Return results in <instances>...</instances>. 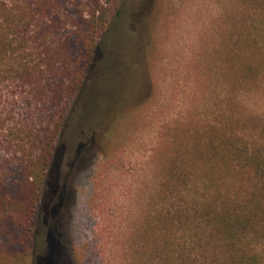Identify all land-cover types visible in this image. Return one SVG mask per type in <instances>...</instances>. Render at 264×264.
I'll list each match as a JSON object with an SVG mask.
<instances>
[{
	"label": "rangeland",
	"instance_id": "rangeland-1",
	"mask_svg": "<svg viewBox=\"0 0 264 264\" xmlns=\"http://www.w3.org/2000/svg\"><path fill=\"white\" fill-rule=\"evenodd\" d=\"M122 2L129 10L126 25L103 48L108 59L99 55L91 66L87 97L73 114L68 77L74 72L63 67L81 63L85 44L75 31L83 35L89 28L95 0L63 1L50 40L51 54L62 55L50 67L29 52L40 66L32 84L0 76V264H34L45 251V227L27 234L17 210L47 173L37 164L39 148L57 124L60 152L46 193L56 205L47 210L58 234L52 263L144 264L151 250L149 210L173 138L217 108L215 101L222 107L230 74L224 59L230 27L242 19V0H116L103 4L109 21ZM40 49L30 44L29 51ZM254 92L246 99L249 109L264 115V89ZM86 110L96 114L87 118ZM80 143L86 144L82 150Z\"/></svg>",
	"mask_w": 264,
	"mask_h": 264
},
{
	"label": "trees",
	"instance_id": "trees-1",
	"mask_svg": "<svg viewBox=\"0 0 264 264\" xmlns=\"http://www.w3.org/2000/svg\"><path fill=\"white\" fill-rule=\"evenodd\" d=\"M63 1L0 0V76L5 72L4 76L12 74L31 83L40 66L28 59L30 53L47 66L56 64L55 58L62 54L59 50L51 54L50 40L55 38L52 29L60 26ZM115 1L95 0L98 6L86 20L89 28L83 35L75 31L85 48L80 50L84 56L79 66L63 67V72H74L68 77L74 93L68 114H73L81 97H87L89 71L97 56L108 59L103 48L117 40V29L126 25L129 10L124 2L109 21V8L103 4ZM242 2V19L234 29L230 27L231 50L224 59L229 88L222 107L215 101L217 108L205 118L177 131L163 161L160 188L147 220L151 250L144 264H264V115L250 110L246 100L251 92L264 89V0ZM31 43L42 49L29 51ZM102 68L108 72L105 62ZM86 113L90 119L96 114ZM61 129L57 124L41 141L37 164L47 173L39 190L17 210L27 221V234H34L37 227L46 230L45 251L34 264L54 262L58 234L47 217L53 218L50 212L56 205L46 201V193L60 152ZM85 146L80 143L78 150ZM78 155L80 151L74 167ZM31 246L35 250L37 243ZM38 249H43L39 243Z\"/></svg>",
	"mask_w": 264,
	"mask_h": 264
}]
</instances>
